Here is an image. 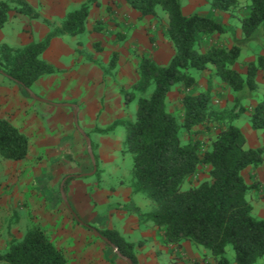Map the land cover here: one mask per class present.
Returning a JSON list of instances; mask_svg holds the SVG:
<instances>
[{
  "label": "trees",
  "instance_id": "obj_1",
  "mask_svg": "<svg viewBox=\"0 0 264 264\" xmlns=\"http://www.w3.org/2000/svg\"><path fill=\"white\" fill-rule=\"evenodd\" d=\"M97 1L90 0L69 12L62 26L42 41L22 49L1 46L0 74L34 97L31 90L36 82L55 73L54 66L42 59L52 40L85 33L90 6ZM207 1L214 12H230L239 5V0ZM127 2L143 18L157 16L158 8L168 15L167 36L176 53L166 66L144 55L139 64V80L130 90L122 91L127 104L138 103L136 121H116L108 129H96V132L108 135L118 126L127 129L126 153L133 159V188L155 207L143 216L144 222H153L160 228L165 244L181 246L190 241L209 251L217 264H230L226 249L231 245L235 264H257L264 259V219L254 216L249 194L255 186L246 183L243 172L263 164L264 148L247 147V139L236 125V119L238 114L246 112L243 102L257 98L256 79L259 71L264 70V57L250 63L247 74L242 75L235 69L242 48L209 45L213 36L230 31L214 16H185L181 0ZM249 2V14L241 20L242 36L246 41L255 42L262 34L263 44L264 0ZM12 11L32 20L40 18L39 12L26 0H4L0 2V29ZM117 60L118 53H114L110 70L116 68ZM210 67L215 68L218 78L233 91L235 105L231 111L213 110L210 90L195 91L197 82L191 70L205 71ZM177 86L187 90L182 99L181 121L168 107L169 94ZM250 119L254 130L264 132V99L252 110ZM200 127L215 132L205 151L195 139L184 144L181 138L183 130L193 134ZM29 151L28 136L7 119L0 118L1 158L19 162L28 157ZM200 166L209 168V179L185 188ZM75 178L69 177L62 186L66 197L68 182ZM96 231L109 239L122 256L138 264L134 244L115 231ZM0 264L69 263L42 228L34 226L22 241L0 253Z\"/></svg>",
  "mask_w": 264,
  "mask_h": 264
},
{
  "label": "crops",
  "instance_id": "obj_2",
  "mask_svg": "<svg viewBox=\"0 0 264 264\" xmlns=\"http://www.w3.org/2000/svg\"><path fill=\"white\" fill-rule=\"evenodd\" d=\"M26 1L39 12L40 18L35 20L26 19L25 15L13 11L10 12L7 23L0 29V41L9 36L14 39L18 47L22 48L35 42V39H38L37 42L42 41L51 32L52 25L55 24L57 20L60 19L58 22L59 24L56 26L58 28L62 26L64 18L71 12L70 9H72V7H74L72 11L77 10L90 0ZM194 2L195 0H188V13L185 14L183 12L185 16L195 14L201 16L212 15L217 20L220 19L221 22L230 29L229 33L213 36L209 41V45L214 44L225 48H232L235 46L236 42L234 41L236 38L238 41L241 39L242 30L238 28L236 31H233L232 27L234 25L232 23L236 20L241 22L242 18L249 14V4H247V1L239 0V7H242V9L240 11L238 8L240 12L233 14V16L224 15V12H215L212 14L210 5H208L205 0H198V4L196 5L193 4ZM95 4L98 3H92L91 5ZM203 6L206 10H204V13H201L199 9H202ZM104 8V12L101 14L102 18L112 20V24H114L117 29L121 28L124 30L125 34H123L133 43L135 49L142 48L140 45L141 39L146 37L150 25L153 24L151 28L154 29L159 36V48L156 52H152V55L149 54L150 51H145L148 47H145L144 51L141 49L142 51H139V53L141 55L144 53L151 55L161 66H166L170 63L176 51L169 39L164 37V34L161 33L162 27L157 21V16L141 17V15L128 4L127 0H121V4L118 0H106ZM108 8H112L110 9L111 12L108 11ZM91 12L92 11H90V14ZM7 24L9 25L7 26ZM168 24V19H164V31L166 32ZM95 29L96 25L94 27V24L91 25L89 29L86 28L85 33L89 32L90 37L88 36L87 42H84L86 40L79 41L78 43H80V45H76L78 36L72 37L63 35L55 38L42 56L43 60L54 66L55 73L53 75L41 77L31 91L34 98L42 97V100L46 101L43 102L39 100L41 103H45V105L48 106L47 108H49L43 109V114L49 115L51 112L49 123L52 124L54 129L53 134H44V131H46L44 127L49 123L48 121L42 120V114H38L37 119H34L35 115L28 114L29 124L26 123L28 127L21 124L19 120L20 117L15 114L17 102L15 94L18 93L22 96V99L25 100V98L29 96L25 89L18 86L15 94L12 95V89H3V87H0V118L4 119L3 117L7 116L13 123L15 122L22 126L21 128L23 131L32 139H30L32 149L33 147L38 150L51 149V154L52 157H55L56 164L60 163L62 165L64 163L61 156H59V151L61 149L65 151L63 150L65 148L63 141L66 136L65 132L59 133L57 130L58 128L54 126H59L60 123L68 122L73 124L75 122V113H77L79 122H82L84 125L88 122V125L90 124L95 127L93 133H85L83 131L84 134L88 135L90 138L92 134L96 135L95 140H91L92 147H94L95 150H93L94 154L97 157V171L94 175L98 176L95 182L84 180L69 186L66 192V198L71 208L69 209L66 205L69 213H65L63 211L64 209H62L58 212V215L53 212L47 214L44 212L43 214V212H39L38 209H36V215L40 216L42 221L45 222V224L41 223L38 225L41 226L42 230L48 235L56 248L64 253L69 264H119L122 262V258L120 259V257L116 255V251H112L113 248L100 237L99 238L106 245L99 244L98 235L93 233L91 228H89V231L82 228L88 223H93V226L99 230L115 231L127 242L134 244L138 264H217L209 251L190 241L183 242L181 246L165 244L160 228L153 222H144V218H142L143 215L154 211L155 207L149 199L141 193H136L133 188V159L130 157L131 155L126 153L127 134H119L118 127L114 132L108 135H101L96 132V129H108L116 121L135 122L136 114L133 119L131 117V112L128 110L129 104L126 103L122 91L123 89L130 90L139 80L137 77L140 61L139 63L137 60L135 61L136 57L132 55L131 60L133 65L131 67L130 61L127 67L124 65L126 61H123V58L121 59L120 57L122 54L121 51L117 50L118 60L116 68L119 62V68L125 70V73L128 72V77L122 84H116V86L112 84L107 85V83L104 82V77L110 70L111 62L104 65L100 61V57L92 51L94 50V44H96L94 42L100 41L101 35L97 33ZM8 30H10L11 33H9ZM82 43L84 46L81 45ZM262 46H264V43ZM253 47L256 48L257 46L253 45ZM258 54L264 57V50L259 51ZM141 55L139 57L140 59ZM126 60H128V58ZM243 62H247V60L241 58L236 64L235 69L240 74L246 75L248 67L242 70L241 64ZM252 62H256V60L254 59ZM190 73L196 79V88H198L199 91L212 90L214 93L213 95L219 97L218 101L221 105L220 108H225L228 98L234 99L233 91L218 78L214 67H210L205 71L191 70ZM256 80L259 86L257 98L245 103L246 112L243 114L245 120L250 119L252 110L264 99V70L259 71ZM211 84H213V87ZM45 88L47 89L41 90L42 92L40 93V89ZM176 88L172 93H176L179 86ZM2 90L4 92L3 95L1 94ZM22 92H24V94ZM5 98L7 99L6 101ZM48 101L53 103H66L72 101L70 103H76V105L73 104L74 106H70L69 109H61L64 107L57 106L55 107L56 110L50 109V107H53V104H50ZM4 105H8L7 109ZM6 110L8 111L6 112ZM239 120H241V118H239ZM239 120L236 121V125L240 127L243 134L246 136L247 147L252 149L264 148V132L254 130L250 120L248 123L251 126L248 125L244 128L242 127L243 124L241 125L238 123ZM81 134L84 137V134ZM69 147L67 146L66 149ZM76 147L78 151L76 152L79 153L80 157L83 156L81 170H84V173H78L76 178L79 179L92 176L93 172L91 173V171L88 170L90 166H93L92 161L89 162L84 157V155H87L90 158L87 143L86 147H84L83 140L80 139ZM10 164L16 163H5L0 159V213H4V211L11 213H9L11 216H9L8 228H12L8 230L7 227L5 229L0 226V229L4 230L0 234V253L7 252L13 243L20 242L24 239L29 231L28 229L34 227L33 225L37 226L35 221L30 220L28 216L25 218L30 226H27L24 219L11 224L15 216L11 205L19 207L23 203L18 201L15 197L12 199L6 197V193L8 191L13 192V188L10 187L7 189L4 184L6 180L4 181V179L8 177L9 180L11 179L13 181L12 184L15 186L14 194L17 195L19 192L25 193L27 191L25 188L23 189L16 186L19 180L23 177L28 180L29 177L26 178V174L23 173L22 170L16 171L15 168L10 170L9 167L13 166ZM71 171V174L74 173V170ZM243 177L248 185L255 186L249 194V200L254 208V216L259 219H264V162L259 168L246 169L243 172ZM58 178L59 177H54L51 179L57 181ZM60 179L61 178L58 180L59 187L61 184ZM28 185L30 186L31 182H29ZM31 187L32 186L28 188L31 197L29 203L32 202V204L36 206L43 207L46 204V200L35 195ZM54 207H56L55 209L60 208L58 203L55 204ZM45 215L48 217L45 218ZM60 215L62 216L61 225L56 219ZM69 220L73 221L71 222ZM79 220L82 221V223H80ZM22 223L24 225L26 224V226ZM68 224H70V229H64L63 225ZM124 261L123 259V262Z\"/></svg>",
  "mask_w": 264,
  "mask_h": 264
},
{
  "label": "rangeland",
  "instance_id": "obj_3",
  "mask_svg": "<svg viewBox=\"0 0 264 264\" xmlns=\"http://www.w3.org/2000/svg\"><path fill=\"white\" fill-rule=\"evenodd\" d=\"M1 1H4V0H1ZM99 1H97L98 4L90 6V9H91L90 11H92V12L88 17V20L86 23V28L89 29L91 27V25L94 24V27L96 25L95 31H97V33L101 34L100 35V41L98 40V41L94 42L96 44H94V46H93L94 50H92V51H93V53H96L100 57V61L104 65H107V63L111 62V58L113 57V54L117 52V50L121 51L122 54L120 55V57H121V59L123 58L122 59L123 61L124 60L126 61V62H124V65H126L127 67L129 66L130 61H131V67L133 65L132 60H131L132 55H134L136 57L135 61L137 60L139 63V61H141V59H142V56H144V55L151 56L153 54L152 52H156L158 50V48H159V46H158L159 36H158L157 32H155L154 29L151 28V26L153 24L150 25V29H149L146 37H143L141 39V43H140V45L142 46L141 49L144 51L145 47H148V48H146L145 51H150L149 54H151V55H148L147 53H144L143 55H141L139 53V51H142V50L140 48H137V49L134 48L133 43H131L130 40H128V38L125 37V35H124L125 31L124 30H122L121 28L117 29L115 27V25L112 24V20L102 18L101 14H103V12H104V9H105L104 5L106 3V0H99ZM205 1H206V3H208V5H210L207 0H205ZM245 1H247V4H250L249 0H245ZM118 2H120V4H121V0H118ZM181 3H182V10L185 8L183 10V12L185 14L188 13V8H187L188 7V0H181ZM193 4H195V5L198 4V0H195V2ZM210 8H211V6H210ZM238 8L241 11L242 7L240 8L238 5L232 11L224 12L225 13L224 15L233 16V14L240 12V11H238ZM73 9H74V7H72V9H70V11H72ZM110 9H112V8H108V11L111 12ZM199 10L201 13H204V10H206V9L203 6V8L199 9ZM13 12H15V11H13ZM211 12H212V14L215 13L214 11H212V9H211ZM208 16H211V15H208ZM25 17H26V19L29 18L28 16H25ZM164 19H168V15L161 8H158V10H157V21H158V23L161 24V27H162L161 33L164 34V37L168 38L167 32L164 31V27H165ZM239 19H240V17H239ZM59 20H57L56 23L52 25L53 27L51 28V32L58 29V27L56 25L59 24L58 23ZM220 22H221V20H220ZM232 24L234 25L233 26L234 28L232 27L233 31H236V29L241 28V22H239L237 20ZM8 25L9 24H7V26ZM8 32L11 33L10 30H8ZM88 36L90 37L89 32L84 33L83 35H79L77 40H76V45H80V43H78L79 41L86 40L84 42H87ZM37 41H38V39H35V42H37ZM262 41H263L262 34H259L256 37L255 42L254 41H246V40H244L243 36L241 37V39L239 41L236 38V40L234 41V42H236V46L242 48L241 56H243V57H240V59L242 58L243 60H247V62H243L241 64L242 70H245L250 63H253L252 61L254 59L256 60V62L258 61V59L260 57L258 52L261 50H264V48H263L264 46H262L263 45ZM260 42H261V44H260ZM256 43H258L260 45H258ZM3 45H7L13 49H22V47H18L15 44L14 39L10 38L9 36L7 38H3L0 41V47ZM81 45L84 46L83 43ZM253 45H256L257 47L254 48ZM226 49H231V48H226ZM0 55H1V52H0ZM140 55H141V59L139 58ZM127 58H128V60H126ZM105 67H107V66H105ZM136 73H137V70H136ZM3 76L0 75V87H3V89H7V88L12 89L13 92L11 94L14 95L15 92L17 91V88L19 85H17L11 79H9L5 76L3 77ZM127 77H128V72L125 73V70L120 69L119 68V62H118V67L115 70H109L106 73V76L104 77V82H106L107 85L112 84V85L116 86V84L124 83V81H126ZM138 78H139V69H138L137 79ZM211 86L213 87V84H211ZM109 88H110V86H109ZM46 89L47 88L40 89V93L42 92L41 90H46ZM117 90H118V88H117ZM196 90H199V89L196 88L195 91ZM21 91H23V90H21ZM210 91H211V95H212V108H213V110L222 112V111H228L234 107L235 98L234 99L228 98V102L225 104L226 105L225 108H220L221 105L218 101L219 97L216 95H213L214 93L212 92V90H210ZM216 91H218V90H216ZM172 92H174V91H172ZM172 92L169 94L168 107H169V110L173 114H175L176 117L181 121L183 119L182 99H183L184 95L186 94L187 90L183 86H179L178 91L176 93H172ZM22 93L24 94V92H22ZM1 94L2 95L4 94L3 90L1 92ZM15 96H16V100H17L16 106H15V108H16L15 114L18 117H20L19 120H20L21 124H24L25 126H26V123L29 124L28 123V114L35 115L34 119H37L38 114H42L41 115L42 120L48 121V123L50 122L51 112L49 115L43 114V112H42L43 109H49V108H47L48 106H46L45 103H41L39 100L35 99L34 97L32 98L30 95L27 96L28 98H25V100L22 99V96H20L18 93H16ZM39 98L42 99V97H39ZM6 100L7 99L5 98V101ZM250 100H254V99H248L247 101H244L243 105H245V103H247ZM48 102L50 104H53V107H50V109H56L55 107H57V106L64 107L61 109H69V107L72 106L73 104L76 105V103H70L72 101L66 102V103H58V102L53 103L51 101H48ZM4 106L7 109L8 105H4ZM137 107H138L137 101H134V102L129 104L128 110H129V112H131V117L133 119H134V115L136 114ZM239 109L240 108L238 107L236 109V112L239 111ZM7 111L8 110H6V112ZM247 112H248V110H247ZM8 114H10V113H8ZM2 116H4V115H2ZM3 118L7 119L13 126H15L21 132L26 134L23 131V129L21 128L22 126L16 124L15 122L13 123L11 120H9L7 118V116H4ZM239 118H241V120H239ZM237 120H239V122H238L239 124H241V125L243 124L242 127H244V128H246L248 125L249 126L252 125V124L250 125L248 123V121L249 120L251 121V119L245 120L243 114H238L236 121ZM135 121H136V118H135ZM91 122H92V120H91ZM86 123L87 124L84 125L82 122L78 121V126L80 127V129L78 128L76 122H74L73 124L70 122L60 123L59 126H54L55 128H58L57 130L59 133L65 132V136H66L64 138V141H63V143L65 144V148L63 150H65V151H62V149L59 151V156H61L62 161L64 162L62 165L60 163L59 164L55 163L56 159H55V157H52L51 149H48V150L39 149L38 150V149H34V147L32 149L31 141H30V151H29L28 157L23 161L15 162V161L4 160L0 156L1 161L5 162V163H16V164H10V165H13V166L9 167L10 170H13L14 168L16 169V171L22 170V172L26 174V178L29 177L28 180H26L24 177L19 180V182L16 186L21 187L23 189L25 188V189H27V191L25 193L19 192L17 195L14 194L15 186L12 184L13 181L11 179L9 180L8 177L6 179H4V181L6 180V182H4V184L6 185V188L7 189H9L10 187L13 188V192L8 191L6 193V197H9L10 199L15 197L16 199H18V201H21L23 203L19 207H15L14 205H11V208L13 210V214L15 213V216L13 217L14 218L13 222L11 224H13L14 222H17L18 220L24 219L27 226H30L29 223L26 222V218H25L26 216H28L30 220L35 221L37 226L41 227L38 224H41V223L45 224V222L42 221V218L40 216L36 215L37 214L36 209H38L39 212L40 211L43 212V214H44V212H45V214H47L49 212L50 213L53 212L54 214L58 215V212L62 209H64L63 211L65 213H69V210L66 208V203L63 199L62 186L69 177H77L78 173L79 174L84 173V170H81L82 169L81 168V166H82L81 162L83 161L82 160L83 156L80 157L79 153H77L78 151H77L76 144L78 142H80V139H81V140H83L84 147H86L85 139H84L83 135L81 134V130L84 131L85 133H87V132L93 133L94 128H95L93 125H90V124L88 125V122H86ZM26 127H28V126H26ZM118 128H119L118 129L119 134H123V135L127 134V129L124 126H118ZM44 129H46V131H44V134H46V135H49L51 133L53 134L54 129H53L51 123L47 124L46 127H44ZM214 133L215 132L207 131V129L205 127H200L197 130H195L193 132V134H189L188 132L183 130L181 133V138H182V142L184 144H188L192 139L193 140L195 139V141L202 143V146H203L202 151H205L207 149L208 145L210 144L211 139H212V135H214ZM27 136H29V135H27ZM81 136H82V138H81ZM95 137H96V135L92 134L90 139L92 141H94ZM28 138H29V140L31 139L30 137H28ZM67 146L68 147L70 146V147L68 149H66ZM84 157H85V159H87V161H89V162L91 161L87 155H84ZM53 163H55V164H53ZM71 170H74V173L71 174L70 173V172H72ZM88 170L91 171V173H92L93 172V166H90L88 168ZM75 173H76V175H75ZM31 176H32V178H31ZM97 176L98 175H92L90 177L72 179L71 181L68 182V189H69V186L76 184V183H79L80 181L87 180V181L95 182V179L97 178ZM54 177L61 178L60 179L61 180L60 187L58 185L59 178L57 181H54V179H51ZM208 179H209V168L205 167V166H200L197 173L187 181V183L185 184L184 187L190 188L193 186H197L200 183H202ZM29 182H31L30 186H32L31 190H33L34 194L43 198L44 200H46V204L43 207L36 206V205L32 204V202L29 203V200L31 198L30 194H29V190H28V188L30 187L28 185ZM12 195H14V196H12ZM57 203L60 207L59 209H55L56 207H54V205ZM27 204H29V205H27ZM52 208H54V209H52ZM9 213L10 212H8V211H4V213H2V212L0 213L1 214L0 215L1 216L0 217V226H2L5 229H6V227L8 228V225H9V223H8L9 218H10L9 216H11V215H9ZM60 216H58V218H56V219H57L58 223H60V225H61L62 216L61 217ZM47 217L48 216L45 215V218H47ZM69 221L72 222L73 220H69ZM79 222L82 223V221H80V220H79ZM26 224L25 225L23 224V225L26 226ZM33 226H35V225H33ZM63 228L66 230L70 229V224L63 225ZM82 228L86 229L87 231H89V228H91L93 233H95L96 229H97L96 227L93 226V223H88L85 225V227H82ZM11 229L8 228V230H11ZM3 231H4L3 229H0V234ZM84 239H86V238H84ZM98 242L101 245L104 244V242L99 237H98ZM104 245H106V244H104ZM112 251L115 252L114 249ZM116 255H117V253H116ZM226 257L229 260L230 264H235V251H234L233 246L230 245L229 247H227ZM113 264H116V263H113ZM119 264H128V263L125 261L123 262V259H122V262ZM257 264H264V259H261Z\"/></svg>",
  "mask_w": 264,
  "mask_h": 264
},
{
  "label": "water",
  "instance_id": "obj_4",
  "mask_svg": "<svg viewBox=\"0 0 264 264\" xmlns=\"http://www.w3.org/2000/svg\"><path fill=\"white\" fill-rule=\"evenodd\" d=\"M31 92H32V91H31ZM35 98H37V97H35ZM37 100H40V101L46 102L45 100H42V99H40V98H37ZM75 122H76V124H77V126H78V116H77V113H75ZM78 128L80 129L79 126H78ZM81 133L84 134V132H83L82 130H81ZM84 137H85V139H86V143H87V146H88V153H89V156H90V158H91V161H92V164H93V167H94V171H93V175H94V174L96 173V171H97V163H96V158H95V154H94L93 147H92V142H91L90 137H88V135L84 134ZM62 193H63V199H64V201H65L67 207H68L69 209H71L70 206H69V204H68L67 198H66V196H65V194H64V192H63V190H62ZM95 233L98 235V237H100L103 241H105L108 245H110V246L116 251L117 255H118L120 258L124 259L128 264H133V262H132L130 259H128V258L122 256V255L119 253L117 247H116V246H115V245H114L109 239H107L106 237H103V236L100 235L97 231H96Z\"/></svg>",
  "mask_w": 264,
  "mask_h": 264
}]
</instances>
